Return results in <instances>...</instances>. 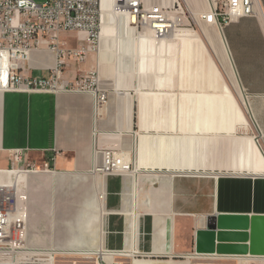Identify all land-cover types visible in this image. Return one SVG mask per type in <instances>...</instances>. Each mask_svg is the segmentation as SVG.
Masks as SVG:
<instances>
[{
  "label": "crops",
  "instance_id": "0c3cea01",
  "mask_svg": "<svg viewBox=\"0 0 264 264\" xmlns=\"http://www.w3.org/2000/svg\"><path fill=\"white\" fill-rule=\"evenodd\" d=\"M176 1L196 27L181 31L191 40L171 36L159 48L153 35L144 45L133 36L121 45L100 28L97 52L79 65L66 59L61 79L96 70L106 105L95 107L90 92L0 91V170L10 169L11 150L35 162L56 153L53 172L0 175L26 196L23 246L171 262L194 251L209 218L264 217V0L221 29L199 20L213 0ZM77 36L61 39L73 48ZM56 63L42 46L23 73L43 78ZM102 149L129 171L95 173ZM259 232L253 245L263 250ZM39 255L19 256H48Z\"/></svg>",
  "mask_w": 264,
  "mask_h": 264
},
{
  "label": "built area",
  "instance_id": "2783aa9c",
  "mask_svg": "<svg viewBox=\"0 0 264 264\" xmlns=\"http://www.w3.org/2000/svg\"><path fill=\"white\" fill-rule=\"evenodd\" d=\"M127 13L137 35L150 31L155 39L175 36L185 29H193L183 7L176 0H127L120 7ZM257 0H213L209 12L199 20L222 25L257 14ZM186 22V23H185ZM193 23V22H192ZM194 24V23H193ZM185 27V29H184ZM67 32L77 33V42L69 48L61 39ZM100 35L99 0H0V91L3 92H90L95 97V107L107 103V94L96 91V70L80 72L74 83L61 79L66 59L76 64L85 62L88 53L97 52ZM45 46L57 57L56 66L43 78L27 77L24 65L29 62L32 50ZM10 169L0 170V175L53 172L51 162L55 154L38 162L25 160L22 150H11ZM101 163L93 171L100 175H113L129 171L121 156L112 149H102ZM26 196L16 187L0 183V264L21 259L19 247L25 227ZM98 264H264V256H222L198 254L194 251L172 258L141 257L122 253H108Z\"/></svg>",
  "mask_w": 264,
  "mask_h": 264
},
{
  "label": "water",
  "instance_id": "95a60500",
  "mask_svg": "<svg viewBox=\"0 0 264 264\" xmlns=\"http://www.w3.org/2000/svg\"><path fill=\"white\" fill-rule=\"evenodd\" d=\"M257 229L264 237V217L217 215L209 218L205 229L196 233L195 252L222 256H264V249H257L253 245L252 239Z\"/></svg>",
  "mask_w": 264,
  "mask_h": 264
},
{
  "label": "bare ground",
  "instance_id": "6f19581e",
  "mask_svg": "<svg viewBox=\"0 0 264 264\" xmlns=\"http://www.w3.org/2000/svg\"><path fill=\"white\" fill-rule=\"evenodd\" d=\"M126 2H127V0H99L100 28H101L102 32H106L108 30L113 32V30H114L116 32L115 34H117L119 36L120 40H122L121 45H124V40H132L133 36H136V39L138 40V42L140 41L141 44L144 45L152 37V34L150 33V31H147L144 35H137L135 33V30L132 26L133 22L130 21L131 19L128 18L127 13L122 11V10L119 11V9H121L120 7L124 6ZM192 34L193 33L191 31L181 32V33H178L177 35H175V37L173 39H175L176 36L177 37L184 36L187 39L191 40L190 37ZM137 36H138V38H137ZM100 39H102V37L100 38V35H99V42H100ZM173 39L171 37V40H173ZM166 40H167L166 38L158 39L157 46L159 48L162 47V44ZM170 43H172V42H170ZM114 44H115V41H114ZM11 177L12 176L7 175L6 178H7V180L10 181ZM18 249H19V252H22L25 254H31V255H39V254H45L46 255V254H48V256L50 257L49 258L50 259L49 264L53 263L52 255L55 252H51L52 250H50V251L49 250H34V249H30V248H24V247H22V245ZM59 252H64L62 254H65L68 252L73 253L72 250L71 251L60 250ZM136 264H140V263H136Z\"/></svg>",
  "mask_w": 264,
  "mask_h": 264
},
{
  "label": "rangeland",
  "instance_id": "374dc122",
  "mask_svg": "<svg viewBox=\"0 0 264 264\" xmlns=\"http://www.w3.org/2000/svg\"><path fill=\"white\" fill-rule=\"evenodd\" d=\"M34 1L37 4H42L46 0H34ZM186 15H187V18L191 21L190 16L188 14H186ZM190 23L192 24V28H194V30H196V27L194 26L192 21ZM184 29H185V27H184ZM22 247L30 248V249H34V250H43V249L44 250H49V249H52V247H48V246H44V247L27 246V247H25V246L22 245ZM56 253L57 254L53 255V263L52 264H98L96 259H93V258H86L84 256H73V255H68V254H59V252H56ZM49 258L50 257L48 256L47 257L48 260L46 259L44 261H37V260H34L32 258H30V259L29 258H24V259L17 260L16 262H14V261L13 262H8L7 264H49L50 263V259ZM38 259H40V258H38ZM140 264H144V263L140 262ZM146 264H148V263H146ZM172 264H176V263H172Z\"/></svg>",
  "mask_w": 264,
  "mask_h": 264
},
{
  "label": "trees",
  "instance_id": "16d2710c",
  "mask_svg": "<svg viewBox=\"0 0 264 264\" xmlns=\"http://www.w3.org/2000/svg\"><path fill=\"white\" fill-rule=\"evenodd\" d=\"M125 264H128V262L125 261Z\"/></svg>",
  "mask_w": 264,
  "mask_h": 264
}]
</instances>
